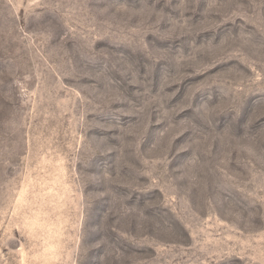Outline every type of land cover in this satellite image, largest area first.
<instances>
[{
    "label": "rangeland",
    "instance_id": "obj_1",
    "mask_svg": "<svg viewBox=\"0 0 264 264\" xmlns=\"http://www.w3.org/2000/svg\"><path fill=\"white\" fill-rule=\"evenodd\" d=\"M0 264H264V0H0Z\"/></svg>",
    "mask_w": 264,
    "mask_h": 264
}]
</instances>
